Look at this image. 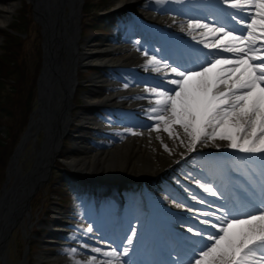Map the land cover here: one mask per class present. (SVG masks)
<instances>
[{
	"label": "bare ground",
	"instance_id": "obj_1",
	"mask_svg": "<svg viewBox=\"0 0 264 264\" xmlns=\"http://www.w3.org/2000/svg\"><path fill=\"white\" fill-rule=\"evenodd\" d=\"M18 1L4 0L3 2V0H0V28L7 26L8 19L11 17L10 14ZM138 1L115 0L114 5L119 11L130 14L131 18L135 19V22H140L146 28L159 30L168 37L170 34V37L180 40L181 38L186 39L192 42V44L195 42L194 45L197 46L196 51L200 49L206 53L210 50L204 48L203 44L197 43V41L201 39L211 41L214 37L202 36L201 34L205 32L204 29L194 28L189 30L187 27L188 21L200 20L203 23L215 25L216 27L221 26L207 17H190L185 13L186 8L196 7L201 9L205 6L219 4L231 19L236 12V10L230 8L228 5L223 4L222 0H211L210 3L203 2V0H176L180 3L178 9L139 7ZM81 2V0H35L36 16L41 19L44 28L46 66L42 77L43 93L41 100L39 106L35 108L30 128L23 138L21 147L32 136L30 131L33 128L44 132L45 141L34 154V167L32 170L26 174H22L21 168L18 166V160H14L9 167L8 180L4 187L5 192L0 203V258H5L6 256L10 228L21 221V216L26 214L25 198L46 176L48 169L55 161L59 145L62 143V136L68 132L70 122L76 117L72 113L71 106L69 107L68 98H71L77 84L75 79L77 66L87 62L95 66L101 65L114 70L126 68L128 71L125 72L135 70L160 80L174 77L173 74H169L166 77L161 73L151 71L150 68L146 70L147 62H143L147 59L144 55L145 52H138L136 50L132 40L128 38L125 29L120 32L121 34H116L113 38L97 40L91 37L80 41L77 19ZM66 7H69L71 10L69 14L66 12ZM249 11L251 9H246L244 13L247 15ZM232 22L236 23L235 20ZM161 40L162 38L158 41L163 42ZM143 43H138V45H143ZM193 51H191V54ZM153 52L154 49L150 48L148 56H153ZM224 55L229 56L231 54L225 53ZM156 57L160 59L158 56ZM170 65L173 66L172 64ZM93 82L95 85H93L91 92L94 94H85V98L89 99L90 104L94 102L97 106L100 104L101 106L109 107L107 109H112L115 115L122 118V121L116 120V122L109 124L113 127L110 131L117 132L118 137L102 148H89L80 152L81 155L77 158L74 156L68 157L66 164L83 177H87L93 181L97 180L98 182L101 180L108 181L107 183L111 187H131V193L136 188L135 186L141 187L139 191L143 195V200L137 203V206H139L138 210H133L130 214V218L136 223L133 227L136 235L131 245H128L127 240L124 239L122 241L124 246L115 240L97 237L94 233L88 234L86 238L71 239L67 234L68 228L72 224L69 220H74L76 217L68 216L66 220L55 222V227L61 229L62 232L50 233L46 237L45 243L52 245V247L55 246L57 249L50 252H41L38 255L40 262L49 261V264H74V260L83 262L91 255H98L91 252V248L96 247L104 251H108L112 247H115L117 251H123L124 247H128V255L120 258L124 261V264H136L137 257H140V255L144 256L145 254H155L157 248L163 249L162 253L167 254L169 261L174 262V259L170 257L173 255L172 245L166 246L164 243L157 241L154 245L150 244L149 247H146L142 241L145 239L143 237L145 225L152 218L153 205L155 203H164L168 214L183 213L188 216V219L195 220L205 219L206 217L201 215V213L205 211L210 212L220 207V205L209 200V198L212 200L217 199L216 197L209 196L200 198L204 201L203 204L206 203L208 206L200 205L196 207V213L190 211V209L183 211L184 206L176 202V200L181 202L180 198L177 197L176 200L168 198L170 188L160 190L156 186H152L151 188L144 185V183L152 185L148 179L155 175V171L160 172V170H163L162 176L181 182L189 188L188 191L192 194H194L193 189L182 181L180 175L174 172L179 166H185L188 161L203 166L207 170V173L208 171L212 172L211 174L208 173V178L202 177V179L214 181L223 191L225 190L224 187L229 183L228 189H232L235 186L231 184L239 173H233V171L238 172L241 170L245 174V181L247 183L244 185L238 179L237 182L241 184L236 186L249 199H252L258 183L264 181V156L246 155L236 152L226 147L227 141L219 140L215 142L210 141L207 144H197L194 150H189L186 145L190 141L183 134V130L179 126H176L175 130L180 133L181 139L184 140L183 145L179 139L169 137L168 133L163 130V124L160 125L159 131L155 130L153 126L159 122L149 118L148 109L154 106L150 104V101H154L157 97L146 92V88L155 86L147 82L135 80L127 75L121 77L114 76L111 73L95 77ZM105 83H109V85L104 86ZM121 83L124 85H121ZM133 115L145 118L149 125L141 128L129 127L126 119ZM85 120L86 122L83 125L86 127L98 126L99 122L102 121L101 119L89 118V113L86 115ZM95 129L98 130V127ZM129 129L132 131L129 132ZM133 132L139 134L133 135ZM33 136L35 135L33 134ZM164 145H167L171 151L166 150ZM216 145H219V147ZM227 149H229L228 153ZM201 155L216 160L219 166H209V159L204 160L202 158L193 161L192 157H199ZM238 159L247 162L243 168L241 165H237ZM223 161H226L228 166L224 165ZM156 164L159 168L151 172L152 166ZM185 172L200 177L197 170H193L191 166H187ZM11 176H14L12 182ZM159 177L161 178V176ZM159 177L157 180L160 179ZM229 197V195L227 197L224 195L222 199L227 200ZM129 202L135 203L137 201L131 195ZM188 219L185 217V219L179 220L180 225L174 226L172 223V228L170 229L183 236L182 232L187 228L184 224H187ZM130 235L131 233L128 236ZM82 245H87V247H82ZM72 249L77 250L75 257L69 255ZM139 253L141 254L139 255ZM98 258L100 260L111 259L112 264H119V261L115 258L104 257L103 255H99ZM156 258L145 257L140 261V264H152L158 260ZM21 264H27V261L25 260Z\"/></svg>",
	"mask_w": 264,
	"mask_h": 264
},
{
	"label": "rangeland",
	"instance_id": "obj_2",
	"mask_svg": "<svg viewBox=\"0 0 264 264\" xmlns=\"http://www.w3.org/2000/svg\"><path fill=\"white\" fill-rule=\"evenodd\" d=\"M81 1V7L78 12L79 14L77 19L80 41L91 37L96 38L97 40L113 38L116 34H121L120 32L125 29L128 38L132 40V43H135L136 37H140V35L142 34L141 32L145 31L146 27L144 25H136L132 29L135 19L133 17L131 18L130 14L119 10L111 12L115 7V0H88V2L84 6L83 0ZM16 4L17 5H15L13 11L10 14L11 17H9L8 19L7 26L0 28V56L3 57L5 55V51H3L2 49L6 42V34L11 33L14 35H19L21 37V47L20 51L18 52L17 67L22 66L21 69L23 74L21 73L22 80L19 84L22 93H9V96H5V94H7L5 93L3 98L0 97V105L8 107L6 108L8 110L11 108L9 110L11 112V114L9 115L10 119L3 120V123L0 122V140H3L5 143H7V141L11 139L13 130L18 127V122L23 117V100L26 98L27 92L33 89L34 85H32V83L34 82L35 98L31 104V112L28 115V120L24 126L23 131L17 135V143L14 147L11 148V153L8 155V157L6 156L7 165L3 169V180L0 183V196L2 195L3 185L7 180L8 168L12 163L14 150L16 149L22 136H24L27 130L29 119L34 116L32 114V110H35V108H37L38 106L36 103L37 79L42 68L43 52L41 44L42 40H45V37H43L41 33L42 26L40 22L42 23V21L39 17L38 19L40 22L34 19L32 5L29 0H19ZM166 5L169 6L167 8L171 7L170 9H178V6L180 4L176 0L138 1L139 7H151L153 9H158L160 7H165ZM70 11V8L66 7L67 14H69ZM207 11L220 15V9H217V6L211 8L206 7L205 9L190 7V9H186L185 12L191 17H197L202 14L206 15ZM105 13L109 14L103 16L105 15ZM130 33L131 35L134 34L135 37L130 36ZM161 38L163 42L160 43V46H157L155 44L153 46L156 53L155 56L158 55V57L162 61L167 62L169 65L177 63V67H180L181 70L198 69L200 66L205 65L208 62V58L210 57V55L201 51L194 53L190 57H183L182 60H175L174 58H172L174 56V53L177 50L181 49L182 46L183 49H181V52H189V46L185 44L184 40L180 41L176 38L170 39L166 36H163ZM134 43L133 45L135 47ZM150 44H153V42H150ZM149 47V43H145L142 49L140 48V46H138L137 50L138 52L145 51L149 54ZM143 62L146 63L147 59H145V61ZM9 70L10 69L8 68L7 71ZM123 70L128 71L126 68L114 70L105 66H95L87 62H84L77 66V71L83 75V80L81 82L77 81V84L75 86L76 91L78 90L79 92L77 96L79 97V101L76 103V105H71L72 113L76 117L70 122L68 132L62 136V143L59 147V151L54 159L55 161L53 162L52 166L48 169L46 176L44 177L42 182L37 185L36 188L31 191L25 198L26 214L24 213L25 215L21 216V221L10 228L9 238L7 239V248L5 253L6 256L5 258H0V264H21L25 260L27 261V264H49V261L40 262L38 259V255L44 251L50 252L57 249L55 246L52 247V245H48L45 243L47 239L46 237L50 233H53L54 230H57V228L55 227L56 220H66V217L68 216L76 217V219L74 220H69L72 222V224L71 227L68 228L67 234L71 239H78L81 237L86 238L88 237V233H95L102 238H109L110 230L112 231V227L106 224V220L109 218L114 220L115 217L124 218V214L122 212L115 213L117 206H121V204L123 205V210H130L129 207H131L132 205L127 203L130 197L128 198V196L124 195V192L129 193V190H116V193L119 194L120 199L119 201L114 202L111 197H107L108 199H106L105 197L107 196L106 194L110 193L111 191L100 189V192L104 193L105 191V193L101 195V203L96 204L97 199L94 198V195L92 194V192L96 190V187L90 183L89 179L82 178V180L84 179L85 181H87V184H85L84 186L89 188V191L86 190V192H80L78 188L83 187V185H77L70 179V175L76 173L71 169L70 166L66 164V159L70 156H74L77 158L79 155H81L80 152L85 151L86 149L102 148L104 145H108L109 143L117 139V132H111L110 130L113 127L109 124L116 122V120L122 121V118L118 115H115V112L112 109H107L109 107L101 106L100 104V107H98L99 105H95L94 102L90 104L89 99L85 98V94H94L93 92H91V89L93 85H95L93 82L95 77L107 73H111L114 76L116 75L125 77L126 73H124ZM2 73L4 74V70L2 71ZM137 74V76H132L131 74L129 75L134 79L140 80L141 82H147L155 87H163L165 89L173 87L172 85H169L167 83V80L155 79L150 75L141 72H137ZM10 76L11 75H7V78L3 80L5 87L11 86L12 81H10ZM107 85H109V83L104 84V86ZM121 85L124 84L121 83ZM16 86L18 87V85ZM13 110H15V112H13ZM88 113L89 118L102 120L99 122L100 124H98V126L94 125L93 127H86L83 125V123L86 122L85 117ZM129 113L131 112L129 111ZM16 118L20 119L16 120ZM15 121L18 122H16L15 128H11L13 129L11 131L9 128L11 125L14 126ZM126 122L127 125L131 128H141L143 126L149 125L148 121L145 120V118L143 119L139 115H133L131 116V118H127ZM94 127H98V130ZM30 132L32 136H30L25 141L21 151H19V154L17 156L18 166L21 168L22 174H26L28 171L33 169L34 154L38 149H40L41 145L45 141L43 131H38L33 128ZM33 134L36 137L33 136ZM10 143L7 144L9 145ZM199 158L204 157H192L193 161H196ZM190 162L191 161H188L185 166H179L174 172H177L176 174L180 175L181 170L185 171L187 165H191ZM10 179L12 182L14 180V176H11ZM165 179L171 181L170 178L165 177ZM68 183H75L76 186L73 189H70ZM158 183L159 182L157 181L156 184ZM144 185L152 188V185L148 183H144ZM55 186L59 187L57 191L50 192V188ZM135 187L136 188L134 189L133 194L135 192L136 199H138L139 195H141V192H139L140 187ZM258 194L259 192L257 191L256 195L258 196ZM250 201L251 200H247L246 202L241 201L239 196L235 194L233 195V199L231 201L224 203V206L229 209L234 208L236 210L238 207V203H241L244 206L243 209H245ZM97 205L99 206L98 213L96 211ZM60 212L63 213L61 214ZM112 224L113 226H115L114 224L116 223ZM89 225H91L92 231L86 232V229L89 227ZM119 226L121 225L119 224ZM103 227L106 228V233H104V235L103 233L97 231L98 229L103 230ZM203 227L208 232L215 231L214 229L206 228L205 225H203ZM55 232L62 231L61 229H59ZM115 237H117V235H115ZM205 243H207V241L202 240L200 236H196L195 239L193 238V235L188 236L186 239L180 238V243L175 245V247L173 248V255L176 263H169V261L162 260L159 261V264H182L181 260L179 259V255L176 253L178 251H181V249L187 251V255H185V257L188 259V261L186 260V262L191 263L194 259L195 252L200 250Z\"/></svg>",
	"mask_w": 264,
	"mask_h": 264
},
{
	"label": "snow or ice",
	"instance_id": "obj_3",
	"mask_svg": "<svg viewBox=\"0 0 264 264\" xmlns=\"http://www.w3.org/2000/svg\"><path fill=\"white\" fill-rule=\"evenodd\" d=\"M222 3L237 13L251 11L246 17L232 16L242 32L200 20L188 21L189 30L204 29L202 36L214 37L211 41H197L215 57L205 65L181 70L155 55L149 57L144 53L146 70L150 68L166 77L174 75L167 79L171 88H146V92L157 97L150 101L154 106L148 109L149 118L159 122L153 126L155 130L159 131L163 124L169 137L179 139L183 145L184 140L175 130L179 126L190 141L186 145L189 150H194L197 144L219 140L227 141L226 147L236 152L264 156V0H222ZM225 53L231 55L225 56ZM164 147L171 151L167 145ZM204 191L218 195L213 187H204ZM258 192L257 196L254 191L253 199L242 211L220 206L214 212L201 213L211 219H201L200 224L215 231L187 229L207 241L195 252L191 264H264V183ZM91 231L89 225L86 232ZM135 235L133 229L125 238L128 245ZM91 252L98 255H91L83 262L74 260V264H112L111 259L100 260L99 255L124 264L120 258L128 255L129 248L117 251L112 247L104 251L96 247L91 248ZM76 254V249L69 253L73 257Z\"/></svg>",
	"mask_w": 264,
	"mask_h": 264
},
{
	"label": "trees",
	"instance_id": "obj_4",
	"mask_svg": "<svg viewBox=\"0 0 264 264\" xmlns=\"http://www.w3.org/2000/svg\"><path fill=\"white\" fill-rule=\"evenodd\" d=\"M87 2H88V0H84V5ZM6 36H7L6 42H5V45L2 49L3 51H5V55L3 57L0 56V80H2V81H0V97H2V98L4 97L5 93H7V94H5V96L6 95L9 96L8 95L9 93H12V94L13 93H22V90L19 87V84L21 83V80H22V74H23L22 69H21L22 66L17 67L18 52L20 51V47H21V37L19 35H14L11 33H7ZM19 65H20V63H19ZM8 68L10 69L9 71H7ZM3 70H4V74L2 73ZM7 75H11L9 78H10V81H12V82H11V86H9V87H5L4 83H3V80H5L7 78L6 77ZM82 77H83V75L80 72H78L77 78L83 80ZM16 85H18V87ZM32 85L35 86V82L32 83ZM34 86H33V89L29 90L30 92L29 91L27 92L26 98L23 100V107H24V110L22 111L23 117L21 119L16 118V120L20 119V121L19 122L15 121L14 126L11 125L9 128L12 131L13 129H11V128H15L16 122H18V127H17L18 129L15 128L16 131H15V129L13 130L12 135H11V139L9 140L11 143L9 141H7V143H10L8 145L3 140H0V183L3 180V169L7 165L6 159H7L8 155L11 153V148L14 147L15 144L17 143L18 138H16V137L18 134H20L23 131L24 126L28 120V115L31 112V104L35 98ZM78 94H79V92L77 90L75 92L74 97H73V102L75 104L79 101V97H77ZM20 99H21V97H20ZM6 108H8V107L0 105V122L1 123L4 122L3 120H9L10 119L9 115L11 114V112L9 110L11 108L9 110ZM13 112H15V110H13ZM70 179L72 181H74L76 184H83L84 183L81 179L75 177L74 174H71ZM75 183H71V184L68 183V185L71 186V188H72L73 186H76V185H74ZM58 188L59 187L55 186V187L50 188L49 191L50 192L57 191Z\"/></svg>",
	"mask_w": 264,
	"mask_h": 264
},
{
	"label": "water",
	"instance_id": "obj_5",
	"mask_svg": "<svg viewBox=\"0 0 264 264\" xmlns=\"http://www.w3.org/2000/svg\"><path fill=\"white\" fill-rule=\"evenodd\" d=\"M29 2L31 3V5H32V10H33V16H34V19L36 20V21H38V22H40L39 21V19H38V17L36 16L37 15V11H36V4H35V0H29ZM40 24H41V33H42V35H43V37H44V28H43V24L40 22ZM41 46H42V68H41V72L39 73V76H38V79H37V98H36V103H37V105L39 106V103H40V100H41V96H42V93H43V85H42V77H43V73H44V70H45V66H46V48H45V40H42V44H41ZM68 100H69V107L72 105V97L71 98H68ZM34 111L35 110H32V114L34 113ZM31 120H32V118L31 119H29V122H28V124H27V130H26V132H25V134L28 132V130H29V128H30V124H31ZM25 134H24V136H25ZM24 136H22V138H21V140H20V142L18 143V145H17V147H16V149L14 150V154H13V158H12V162L14 161V160H17V155H18V153H19V151L21 150V145H22V142H23V138H24ZM62 142V141H61ZM61 145V144H60ZM59 145V146H60ZM53 164V163H52ZM52 164H51V166H52ZM11 165V164H10ZM10 167V166H9ZM8 173H9V168H8ZM8 173H7V180H8ZM7 180H6V182H7ZM6 182L4 183V185H3V188H2V195L0 196V203H1V200H2V197H3V194H4V187H5V184H6Z\"/></svg>",
	"mask_w": 264,
	"mask_h": 264
}]
</instances>
